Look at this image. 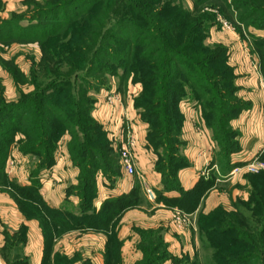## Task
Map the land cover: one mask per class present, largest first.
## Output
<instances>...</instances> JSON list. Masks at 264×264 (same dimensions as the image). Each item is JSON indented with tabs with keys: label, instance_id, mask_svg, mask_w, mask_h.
Returning a JSON list of instances; mask_svg holds the SVG:
<instances>
[{
	"label": "rangeland",
	"instance_id": "rangeland-1",
	"mask_svg": "<svg viewBox=\"0 0 264 264\" xmlns=\"http://www.w3.org/2000/svg\"><path fill=\"white\" fill-rule=\"evenodd\" d=\"M44 1L47 0H0V191L16 202L26 218L39 223L45 242L40 264H98V259L102 257L105 264H162L166 259L178 260L180 264H215L214 260L220 264H264V168L249 170L251 164L259 166L264 163V148L261 145L255 148V151L259 150L250 160L235 163L233 171L244 173L246 184H230L226 188L231 189L230 192L235 189L239 191L240 196L232 205L242 215H249L243 203L255 190L257 212L254 221L243 219L240 215L238 219L224 215L227 219L226 229L235 228L255 235L254 240L249 238L248 242L254 243L259 248L257 251L251 250L246 238L237 236L238 232L234 230L218 238L214 236L216 238L211 241L218 248H210L206 244L209 238H204L202 229L212 226L211 220L216 221L217 217H203L202 212L195 217H191L192 214L187 216V227L195 226L192 231L198 242L194 252L187 255L172 254L163 228L154 226L153 222L136 216L123 220L138 205L149 206L164 200L162 192L146 184L143 179L130 192H109L115 191V182L125 170L121 147L130 133L137 140L135 164L137 161L139 134L131 117L147 124L145 132L149 142V124L142 119L146 111L135 103L144 87L141 82L134 81L138 74L128 73L124 62L127 57L125 46L133 45L138 31L127 24L114 23L112 26L108 23V28L106 26L107 29L103 31L106 38L96 40L95 46L90 35L93 27L83 25L87 38L86 42L81 43L83 48L77 49L73 34L68 30L65 35L67 29L72 27L67 23L82 17L88 4L68 12L39 16L41 9L37 3ZM227 1L176 0L175 3L191 11L192 17L202 18V48L217 55V60L204 66V69L209 73H220L213 79L215 86L225 94L213 96L207 92L204 99L214 102L219 108L223 104L220 101H226V112L233 115L229 119L228 129L236 133L234 138L231 137L236 141L234 153L241 150L240 142H244V136L241 128L232 122L244 113L250 114L254 104L264 103V28L242 21L232 0ZM50 31L56 35L49 36ZM176 38L178 43H187V38L183 36ZM156 44L153 48H156ZM99 45L102 46L97 50ZM93 46L97 51L85 58L84 67H78ZM147 47L142 46L141 51H146ZM204 52L202 49V55ZM186 54L190 55L191 52ZM156 57L160 60L161 54ZM178 61L171 63V72L177 73ZM147 72L149 75H160L154 70ZM147 72H142V75H148ZM185 89L187 96L180 102L183 115L182 103H185V107L198 113L213 138V131L207 125L208 103H204V99L200 102L189 86L186 85ZM160 107L161 104L153 109ZM260 110L257 107L254 113L259 115ZM215 117H219L218 113ZM170 123L175 129V122ZM245 133L249 143L252 137L260 139L264 133V123L259 127L252 124ZM181 135L182 131L176 137L180 158L183 146ZM212 140L217 149V158L223 165L221 168H224L223 175L226 176L228 157L221 154L215 138ZM149 148L154 152L152 147ZM158 163L160 160L157 158L156 168ZM60 169L63 175L55 181L54 173ZM167 169L168 166L163 171L168 172ZM210 176L212 180L215 177ZM103 180L105 184H102ZM44 185L50 194L56 191L57 198L61 197L60 206H52L44 200ZM147 187L154 189L156 202L148 199ZM247 189L248 193L242 195L248 198L243 199L241 192ZM186 199V203L177 201L175 204L190 211L199 198L194 195ZM57 212L65 218L62 226L53 222L54 218L59 220ZM71 214L80 218H72ZM219 216L222 217L221 214ZM12 230L10 232L8 226L3 229L0 246L3 263L34 264L23 249L28 238L27 226L21 225ZM94 232L100 234L101 238L90 240L86 234ZM134 234H137L136 244L131 246L128 241ZM102 236L106 237L105 247H102ZM75 238L78 241H74ZM128 246L131 251L124 250ZM135 248L140 251L139 256H135ZM95 249H100V253ZM246 252H252L258 258L236 262L237 256Z\"/></svg>",
	"mask_w": 264,
	"mask_h": 264
},
{
	"label": "trees",
	"instance_id": "trees-1",
	"mask_svg": "<svg viewBox=\"0 0 264 264\" xmlns=\"http://www.w3.org/2000/svg\"><path fill=\"white\" fill-rule=\"evenodd\" d=\"M175 1L176 0H47L44 1V3H37V5L41 9L39 16H42L45 15V13L51 14L53 12L76 10L84 4H88L87 9L84 11L85 14L82 17L74 18L67 23L69 26L72 25V27L67 29L65 35H67L68 30L73 34L72 39H75L78 46L77 49H82L81 43L86 42L87 37L82 29L83 25L93 27L90 35L91 38H93L91 42L94 45L96 40L99 41V39L106 38L107 35L103 31L106 26L108 28V23L112 24V26L114 23L127 24L132 28H136L138 33L135 35L136 37L133 45L131 47L125 46L127 47V57L124 59L126 64L125 68L129 70L128 73H135V76L138 74L134 81L141 82L144 87L143 91L135 99V103L136 106L142 107L143 110L146 111H143L142 119L149 124L147 135L149 141L148 145L154 149L157 158L160 160L156 169L163 176L162 181L165 185V189L170 191H182L177 179V171L184 164V159L182 157L180 158V155L177 153L178 139H176V137L182 131L184 123V115L180 108V102L187 96V91L185 89L186 85L195 91V96L200 99V102L206 98L205 95L207 92L209 94L211 93L213 96H221L225 94V92L218 89L214 83L213 78L217 77L220 73H209V71L204 69V66L212 64L217 60V55L208 52V49L205 47L202 48L204 39L202 18L192 17L191 11L185 10L180 3H175ZM226 2L228 1L226 0ZM232 4L238 9L242 21L247 24H252L257 28H264V0H232ZM48 35H56V33L50 31ZM177 36L187 38V43H178ZM155 43H157L156 48H153ZM101 46L102 45H99L97 50H99ZM142 46H148V49H146V51H141ZM121 47H124L123 44ZM202 49L205 51L203 55ZM97 50L94 49V46L90 48L87 54L82 58V65H78V67H84L86 65V59ZM186 52H191V54L188 55ZM159 54H161V58L157 60L156 56ZM202 56L205 58L202 59ZM173 60H179L177 73L171 72L172 67H170V65ZM182 62L184 63L183 65H181ZM142 63H146V65L143 66ZM147 70H154V72L158 71L157 73H160V75L158 76L156 73L149 75ZM262 70L264 73V69ZM181 71H183V73ZM142 72H147L148 75H142ZM154 81L156 82L155 84L153 83ZM220 102L223 104H221L219 108L214 102L204 99V103H208L206 109L208 116L207 125L213 131V138L219 143L222 150L221 154L227 158L233 151V146L236 144V141L232 139L236 133L228 129L229 119L232 118L233 115L226 112L224 107L227 105L226 101L223 100ZM160 104L161 109H153ZM216 113H218L219 117H215ZM212 115L214 117L210 118ZM170 122H175V129H173L174 125ZM171 132H173V134ZM164 138H166V140ZM72 151L73 153L75 152L74 148H72ZM167 166L169 168V170L167 169L168 172L163 171ZM182 193V196L185 197L184 195L186 192L182 191ZM254 195L255 190L254 194L252 193L246 203H243L249 215L248 213H243L242 215V212H240L236 206L232 212L223 208H218L208 214V217H217L216 221H214V219L211 220V223H213L212 226L208 228L204 226L205 230L202 229V234L205 236L204 238L206 240L207 237L209 238L206 244L210 248H218L216 243L213 244L211 241L216 238L214 236L218 238L229 231L233 232V230L238 232L237 236L241 235L243 239L246 238L247 243H249V238L254 240L255 235H252L253 233L245 234L244 231L235 228L231 229L230 227L229 230L226 229L228 227L226 226L227 219L225 218V216L230 215L231 218L238 219L237 216L240 215L243 219L246 218L248 221H254L255 213L257 212V207L255 206L256 197H254ZM161 196L163 197L162 193ZM182 198L180 202L186 203L188 201L186 199L187 196L185 199ZM164 201L170 203L165 197ZM186 209L190 210L189 208ZM219 214H221L222 217H220ZM56 215L59 220L54 218V224L58 223V226L64 225L65 218L62 214L57 212ZM204 216L207 215H203V217ZM72 218L76 219L77 216L72 215ZM214 223L217 224V226ZM203 231L205 232L203 233ZM248 245L251 247V250L254 249L257 251L259 249L254 246L252 242ZM219 246H224V244H219ZM251 257L258 258V255H254L252 252H246V254L243 253L237 256L236 260L238 261L236 262H244ZM214 261L215 264H220L217 260ZM225 264L229 263L225 262Z\"/></svg>",
	"mask_w": 264,
	"mask_h": 264
},
{
	"label": "crops",
	"instance_id": "crops-1",
	"mask_svg": "<svg viewBox=\"0 0 264 264\" xmlns=\"http://www.w3.org/2000/svg\"><path fill=\"white\" fill-rule=\"evenodd\" d=\"M184 104L185 103H182L184 123L181 135L183 146L180 149V154L184 159V164L177 171V179L182 191L186 192L184 195L185 197L196 195V197L199 198L198 203L192 208V210L186 211L181 206L175 204V202L180 201L183 197L179 190L170 191L165 189V185L161 179L162 175L155 167L157 156L149 148L146 139L145 127L147 124L141 122V125L140 120L134 117H131V121L132 123H135L137 127L139 134L138 140L140 142L138 145V156L135 164L136 173L134 175H129L125 170H123L121 176L115 182V191H109L113 193L117 191H120V193L130 192L135 184L140 182V179H143L146 184L151 185L154 189L160 190L163 197L167 198L170 203L160 200L153 204H149L148 202L149 206L144 204L138 205L136 209L129 212L123 220L126 221L129 220V217L133 218L136 216L144 218L149 222H153L154 226L156 225L158 227H162L165 241L169 243L171 253H179L180 255H187L194 252L198 246V242L197 238L194 236L195 233L192 231L195 229L194 225L190 228L189 226H182L173 222L176 210L185 212L189 214V216L192 214L191 217H195L198 212H202L203 215H208L218 208H223L225 210L234 209L232 204L235 199L240 196V193L237 189L230 192L231 189L228 190L226 188L230 184H232L231 186L234 184L243 185L247 182L243 178L244 173L238 174L239 172L237 173L233 171L235 163L250 160L259 150L255 151V148L259 145L264 148V142H261L264 139V133L260 139L258 137H250L252 140L251 143L247 142L249 139L248 136L245 137V130H248L252 124H256L259 127V125L264 123V103H256L254 104V109H252L253 111L250 114L248 112L243 115L241 114L242 116H240L239 119L232 122L235 126L237 125V127L241 128L243 132L242 136H244V142L247 143L245 144L241 140V150L230 154L227 160L228 173L226 176L223 175L224 168H221L223 165L220 164V160L217 158V149L214 141L212 140L213 138L210 130H208L203 124V121L198 113L193 111L190 107H185ZM257 107L258 109H261L259 111V115L254 113L255 108ZM210 174L215 175L213 180L211 179ZM62 175L63 171L61 169L59 172H55V181L56 178L60 180ZM210 181L212 183L207 184V182ZM102 184H105L104 180L102 181ZM204 184H207V186L203 187ZM106 185L108 184L106 183ZM43 187L42 193L44 200L52 206H60L61 197L57 198L56 191L52 195L47 191L46 185ZM246 192L248 193V189L242 190L241 192L243 199L248 198L245 197V195H242L246 194ZM185 197L183 198L185 199ZM19 210L20 209L17 207L16 202L11 197L0 191V246L3 242V229L5 227L8 226L10 232H13L12 229H16L21 225H26L28 229V238L23 247L24 252L29 256V259H31L34 264H40L44 254V234L40 229L38 222L26 218L22 211ZM175 229L177 231H175ZM86 235L90 238V240H93L95 237H97L96 239L101 238V235L95 232L92 234L88 233ZM135 235L137 234L132 235V238L128 241V244L131 246L136 244L137 236ZM105 240L106 237L102 236V247H105ZM74 241H78V239L75 238ZM71 244L72 243L69 245ZM126 249L130 250V247H125L124 250L126 251ZM94 251L100 253L101 250L95 249ZM134 251L136 254L135 256H139L138 253L140 251L137 250V248H135ZM90 253L92 252L90 251ZM0 264H4L1 258ZM98 264H105L103 257L101 260L98 259ZM162 264L180 263L178 260L166 259L162 262Z\"/></svg>",
	"mask_w": 264,
	"mask_h": 264
},
{
	"label": "built area",
	"instance_id": "built-area-1",
	"mask_svg": "<svg viewBox=\"0 0 264 264\" xmlns=\"http://www.w3.org/2000/svg\"><path fill=\"white\" fill-rule=\"evenodd\" d=\"M136 144L137 140L135 135L131 134L127 137L126 141L123 142L121 147V154H122V163L124 166L125 171L129 175H134L136 173V165H135V150H136ZM259 166H254V164H251L249 167V170H255L257 168H264V163L258 164ZM146 194L150 201L156 202L157 197L154 189L147 187L146 188ZM188 214L176 210V213L174 214V220L177 224L182 226H187L188 223Z\"/></svg>",
	"mask_w": 264,
	"mask_h": 264
}]
</instances>
